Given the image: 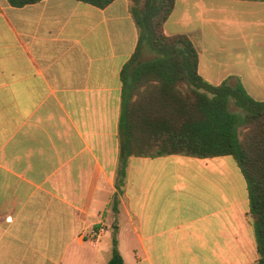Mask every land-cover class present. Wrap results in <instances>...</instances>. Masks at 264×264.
I'll return each instance as SVG.
<instances>
[{"label": "crops", "instance_id": "obj_1", "mask_svg": "<svg viewBox=\"0 0 264 264\" xmlns=\"http://www.w3.org/2000/svg\"><path fill=\"white\" fill-rule=\"evenodd\" d=\"M131 7L0 0V264H107L114 233L126 264H259L230 156L132 157L112 208ZM164 32L192 40L204 80L264 102V1L176 0Z\"/></svg>", "mask_w": 264, "mask_h": 264}, {"label": "trees", "instance_id": "obj_2", "mask_svg": "<svg viewBox=\"0 0 264 264\" xmlns=\"http://www.w3.org/2000/svg\"><path fill=\"white\" fill-rule=\"evenodd\" d=\"M7 1L23 7L42 0ZM76 1L103 9L115 0ZM129 1L139 39L121 72L120 165L113 210L118 211L132 157L230 156L247 182L259 264H264V102L252 99L240 81L213 85L199 75V50L192 40L164 32L176 0ZM145 49L153 57L144 61ZM232 103L244 114L232 111ZM107 264H126L115 233Z\"/></svg>", "mask_w": 264, "mask_h": 264}, {"label": "rangeland", "instance_id": "obj_3", "mask_svg": "<svg viewBox=\"0 0 264 264\" xmlns=\"http://www.w3.org/2000/svg\"><path fill=\"white\" fill-rule=\"evenodd\" d=\"M145 0H143V2H144ZM142 5H143V3H142ZM141 5V6H142ZM153 57V54L148 50V49H146L145 50V52H144V54H143V56H142V60H148V59H150V58H152ZM230 109L232 110V111H234V112H237V113H239V114H244V112L242 111V110H240V109H238L233 103L231 104V106H230ZM229 158H231L232 160H233V158L232 157H229ZM234 161V160H233Z\"/></svg>", "mask_w": 264, "mask_h": 264}, {"label": "built area", "instance_id": "obj_4", "mask_svg": "<svg viewBox=\"0 0 264 264\" xmlns=\"http://www.w3.org/2000/svg\"><path fill=\"white\" fill-rule=\"evenodd\" d=\"M104 232H105V229L103 227H100L98 229H94L89 234V239L93 242L99 241L102 238Z\"/></svg>", "mask_w": 264, "mask_h": 264}]
</instances>
